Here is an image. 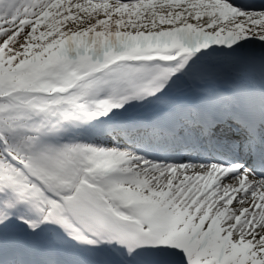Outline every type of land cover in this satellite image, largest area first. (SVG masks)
<instances>
[{"label":"snow or ice","instance_id":"6c2138e0","mask_svg":"<svg viewBox=\"0 0 264 264\" xmlns=\"http://www.w3.org/2000/svg\"><path fill=\"white\" fill-rule=\"evenodd\" d=\"M0 264H264V0H0Z\"/></svg>","mask_w":264,"mask_h":264}]
</instances>
